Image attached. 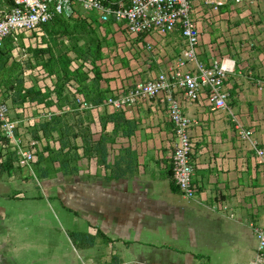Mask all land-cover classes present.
Instances as JSON below:
<instances>
[{
	"label": "crops",
	"instance_id": "0c3cea01",
	"mask_svg": "<svg viewBox=\"0 0 264 264\" xmlns=\"http://www.w3.org/2000/svg\"><path fill=\"white\" fill-rule=\"evenodd\" d=\"M221 1L217 8L196 1L192 10L199 29L198 59L205 64L229 59L233 68L224 81L229 110H212L204 94L183 105L194 121L190 127L197 188L193 198L184 197L171 178L174 136L160 101L165 94L129 112L114 113L100 105L116 90L153 78L176 58L182 49L180 32L130 35L122 23H102L97 12L86 14L95 51L90 59L72 56L68 68H80L82 74L70 78L62 95L53 94L49 105L52 111L68 114V128L73 129L68 138L72 148L76 146L77 165L88 177L83 215L95 232H67L73 264H90V248L98 240L128 236L125 224L133 237L123 242L145 245V264L255 261L254 227L264 229V166L256 161L254 150V146L264 148V5L259 0ZM21 36L27 41L31 34ZM79 98L94 107H86ZM45 100L31 103L46 109ZM243 129L252 131L249 140L241 138ZM123 191L132 193L127 222L108 211L115 193ZM72 233L95 239L92 245H82ZM11 236H26L25 229L8 227L0 209V264H25ZM133 256L138 262V251Z\"/></svg>",
	"mask_w": 264,
	"mask_h": 264
},
{
	"label": "rangeland",
	"instance_id": "374dc122",
	"mask_svg": "<svg viewBox=\"0 0 264 264\" xmlns=\"http://www.w3.org/2000/svg\"><path fill=\"white\" fill-rule=\"evenodd\" d=\"M9 6V0H0V7ZM39 32L40 35L32 33L27 41L22 36L16 40L7 38L0 49V96L8 100L12 109L22 108V149H36L34 160L22 166L21 153L15 145H0V209L4 210L8 227L25 229L26 236H11L25 264H73L67 232H95V226L89 225L83 215L88 177H84L81 165H77L76 174L64 173L60 168V160H66L71 167L78 164L79 157L68 138L73 132L68 128V114L52 111L49 105L54 102L51 96L62 95L63 87L76 72L68 68L72 56L83 58L93 53L94 35L80 17L54 19ZM31 86L46 98V109L29 100L22 101L19 90ZM94 195L92 191L91 199ZM131 197L130 191L115 193L108 211L120 214L127 222L132 212ZM124 227L128 236L98 240L90 248V264H145L146 246L124 244L133 237L130 225ZM137 251L138 262L133 256Z\"/></svg>",
	"mask_w": 264,
	"mask_h": 264
},
{
	"label": "built area",
	"instance_id": "2783aa9c",
	"mask_svg": "<svg viewBox=\"0 0 264 264\" xmlns=\"http://www.w3.org/2000/svg\"><path fill=\"white\" fill-rule=\"evenodd\" d=\"M196 1L212 5L213 8L222 3L221 0H12L11 6L0 7V49L7 38L16 40L20 35L32 34L55 17L87 18L85 16L90 12H97L102 23H122L130 35L156 32L165 36L178 30L182 37V49L176 58L153 78L137 82L127 89L116 90L100 105L114 113L129 112L137 104L164 93L160 101L166 109L174 136L171 178L184 197L193 198L197 192L193 182L194 146L190 136L194 121L184 113L183 105L198 101L204 94L212 110H229L228 90L224 81L233 70L229 59L213 60L209 64L198 59L199 29L192 16ZM259 1L264 5V0ZM188 64H192V67L185 69ZM75 88L71 85L73 92H76ZM172 92L176 94L172 95ZM78 100L86 107H94L81 98ZM21 112V107L12 109L8 100L0 96V145H15L17 152L21 153L20 164L28 166L34 160L36 149L24 150L21 147L25 141L21 136ZM240 134L242 139L249 140L252 131L243 129ZM254 150L256 161L264 166V148L254 146ZM254 232L258 255L252 264H260L264 252V229L255 226Z\"/></svg>",
	"mask_w": 264,
	"mask_h": 264
},
{
	"label": "trees",
	"instance_id": "16d2710c",
	"mask_svg": "<svg viewBox=\"0 0 264 264\" xmlns=\"http://www.w3.org/2000/svg\"><path fill=\"white\" fill-rule=\"evenodd\" d=\"M10 1V6L12 5V0H9ZM81 18V17H80ZM54 19H65V20H69V19H71V18H64V17H55ZM53 19V20H54ZM81 19H83L85 22H86V18H81ZM108 22H110V21H108ZM49 23V22H48ZM87 23V22H86ZM47 24V23H46ZM46 24H44V25H46ZM88 24V26H89V24L90 23H87ZM90 31H91V33L94 35V32H93V30L92 29H90V27L88 28ZM10 40H12V39H10ZM6 41V40H5ZM94 41V40H93ZM5 45V44H4ZM4 47V46H3ZM2 49V48H1ZM94 49H93V53H94ZM92 53V54H93ZM83 58H91V56H86V57H83ZM76 72L75 73H72L71 74V78L72 77H76L77 75H81L82 73H80V70L78 69V71L77 70H75ZM19 94H21V96H22V101L23 102H25V101H33V100H37V101H42L44 98H43V94L40 92V90H35V86H31V87H29L28 89H25V90H19ZM6 95V94H5ZM0 139H1V137H0ZM61 147V149H63L64 148V146L63 145H61L60 146ZM75 148V147H74ZM78 155V154H77ZM1 166V165H0ZM59 166H60V168L63 170V172L64 173H68V172H76L77 171V164H75V165H73V166H71V167H69L68 165H67V161L66 160H60V162H59ZM43 175H45V173H42V176ZM175 185V184H174ZM97 233H98V235H100V236H103V234L98 230L97 231ZM71 237L73 238V239H78L79 241H80V243L82 242V245H92L93 244V242H94V239H95V237L94 236H91V235H89V234H82V233H72L71 234Z\"/></svg>",
	"mask_w": 264,
	"mask_h": 264
}]
</instances>
